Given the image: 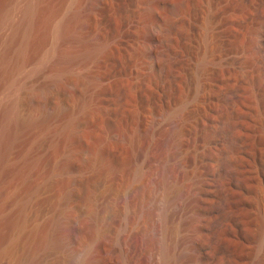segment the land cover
Returning a JSON list of instances; mask_svg holds the SVG:
<instances>
[{
  "label": "rangeland",
  "instance_id": "obj_1",
  "mask_svg": "<svg viewBox=\"0 0 264 264\" xmlns=\"http://www.w3.org/2000/svg\"><path fill=\"white\" fill-rule=\"evenodd\" d=\"M90 1L0 0V264H128L127 240L137 247L144 223L135 154L159 143L146 135L157 119L180 121L182 184L202 192L188 210L203 211L192 221L205 229L200 245L215 257L211 236L227 237L232 264H264V0H104L87 9ZM164 21L175 53L184 51L167 74L145 53ZM97 46L88 63L64 59ZM215 47L233 59H218ZM203 84L212 103L198 97ZM228 111L246 140L236 151L235 221L213 212L208 186L227 182L211 144L225 145L212 129ZM198 147L211 163L191 186ZM135 259L149 264L146 254Z\"/></svg>",
  "mask_w": 264,
  "mask_h": 264
},
{
  "label": "bare ground",
  "instance_id": "obj_2",
  "mask_svg": "<svg viewBox=\"0 0 264 264\" xmlns=\"http://www.w3.org/2000/svg\"><path fill=\"white\" fill-rule=\"evenodd\" d=\"M103 1L91 0L87 9L98 8ZM173 12L177 14L178 7H175ZM170 24V21H164L162 28L159 29V33L162 34L160 35V39L156 38L152 40V46L145 51L147 55L153 56L155 67L162 74H167L169 64L178 61L176 59L177 54L182 55V57L184 56L182 54L184 52L183 50L175 53V50L171 47L170 32L172 26ZM260 34L264 42V29H262ZM72 37L74 36L72 35ZM66 40L68 41V39ZM185 45L186 52H191L193 49L192 45L190 43H186ZM98 46L93 50L86 51L82 54L79 53V55L72 54V56L69 55L64 59L80 64L83 61L84 63H88V59L90 60V58L95 57L96 53L101 50V46ZM213 51L216 57L223 62L228 63L231 61L232 57L228 51H222L220 55H217L218 50L216 47L213 48ZM178 62L182 61L179 60ZM57 80L56 75L50 87L54 88ZM207 88V84H203L200 87V93L198 94L200 101L205 100L207 97ZM211 100L209 97V101ZM54 113L52 112V114ZM47 119L48 117L45 116L42 119L32 122L36 126L35 124L40 125L45 123ZM179 123L180 121L178 119L170 120L167 123L159 119L155 120L146 131V135L149 138L158 139L159 143L152 144L148 148V152L144 147L136 150L135 158L142 161L140 172L144 186L142 190L141 206L143 210L141 209V218L143 219L142 223H144L142 224V237L138 246L136 247L130 239L127 240L129 248L127 250L128 264H136V256L142 254H146L149 264H213L216 257H221L227 264H232L235 262V251L230 238L211 236L210 243L216 253L214 257V255L212 256L211 253H208L200 245L195 237V235L204 232L205 229L202 224H192V221L195 216L199 218V215H202L203 211L197 208L196 213L190 217L188 210L192 204L191 201L199 200L202 192L182 184L181 169L183 168V163L176 160L177 155H179V150L184 146L181 141V128ZM212 132L214 135L222 138L225 143V145L214 143L211 144V147L215 149L214 159L212 161L215 166L216 175L220 176L219 178H225V181H227L225 184H221V182H219L220 184L216 182L208 184L213 194H215V198L212 200L213 203L211 202L212 210L222 218L235 221L238 219V211L236 200L233 197V186L234 182L242 176V169L238 162L241 155L239 153L237 154L236 151L241 150L243 145H246L245 136L239 132V122L235 119V112L229 113V111L227 114L219 117ZM199 150L198 147L191 160L194 174L191 177L194 182L192 184L190 183L191 186L203 181L201 178L206 173L204 166L211 163L209 159L200 158ZM211 178L207 176L208 181ZM43 243V239L38 238L35 248L43 246Z\"/></svg>",
  "mask_w": 264,
  "mask_h": 264
}]
</instances>
